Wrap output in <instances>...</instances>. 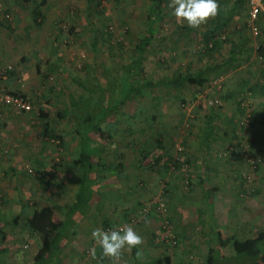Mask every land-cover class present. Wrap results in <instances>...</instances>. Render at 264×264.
<instances>
[{
	"label": "rangeland",
	"instance_id": "1",
	"mask_svg": "<svg viewBox=\"0 0 264 264\" xmlns=\"http://www.w3.org/2000/svg\"><path fill=\"white\" fill-rule=\"evenodd\" d=\"M98 1L101 2L100 5L97 4ZM48 2L49 6L45 8V23L40 30L32 27L26 30L30 35L25 36L22 31L25 22H22L10 35L0 33V71L10 67L13 73L21 67L23 77L21 82L27 83V87L33 91L38 89L39 94L46 91L45 98L49 100L48 104L40 103L39 106L33 101V96L26 95L32 103V108L25 114L33 118L29 120L32 123L30 130L25 131L23 136L26 139L27 133L32 134L27 138L30 152L27 151L26 146V151L30 155L18 161L23 167L21 174L19 168H14L4 177V181L0 182V210L3 209L6 215L2 219L4 222L9 221L8 226L4 228L8 239L2 244L4 247L7 246V252L0 255V264H26L37 247V243L26 237L24 232L23 226L27 214L20 217V223H13V219L18 216L14 214L13 209L18 204L10 196L11 184L16 185L21 193L32 195L24 199L25 210L21 207V211H27L30 202L33 201L37 207L51 205L59 213L63 212L65 206L73 202L76 190L77 175L71 166L76 158L74 150L76 137L72 134L71 126L66 119L59 120L55 117L57 110L65 109L67 106V99L71 95V81L66 73L53 69L52 72L47 71L41 76L38 75L42 86L35 87L36 82H27L25 75L30 71L34 72V67L45 70L44 57L47 54L41 55L37 52L38 49L48 51L49 54L48 48L52 44V38L56 35L67 36L66 42L61 40L62 43L58 44L61 46L58 56L55 52L49 54L52 64L66 67L80 78L89 74L90 69L93 68L99 82L104 86L107 82L103 70H114L112 75L118 76L120 71L115 67L126 59L134 43L146 30L145 22L149 8L146 0H48ZM227 2L231 4V0L218 1L220 4ZM171 4L172 0L169 3L170 8ZM13 10L5 8L0 3V20L6 18L10 22L12 20L10 14ZM21 12L20 10L19 13ZM244 19L245 17L240 19L238 17L236 21L239 20L238 22L241 23ZM180 24L184 23L172 14L164 16L161 22L162 32L152 40L150 48L144 53L141 75L152 81H159L171 77L177 71L184 72V66L189 63L201 69L215 62L205 56H198L199 49L203 45L198 33L204 30L207 23L196 28L197 35L177 32L176 29ZM232 27L231 25L227 29L228 34ZM71 29L73 34H68ZM243 34L250 40L248 48L264 43V35L261 31L258 36H254L248 29L244 30ZM92 45L96 49L95 52L92 51ZM228 49V46H223L220 57H226ZM220 57L218 60H221ZM253 59L241 65L237 69L238 72L229 68L224 69L216 79L199 88L185 86L181 90L161 84L153 89H141L136 98V112L132 116L127 114V108L131 104L117 109L115 114L119 120L121 133L115 137L116 147L108 150L104 158L108 161L122 159L126 167L124 175L122 174V178L118 180L112 177L113 174L108 175V172H103L104 185L101 190V193L105 192L102 194L105 198L103 217L95 216L93 210L90 211V216L94 215V217H91L90 222L88 220L85 225L77 228L72 245L69 244L67 250L62 252L61 260L57 264H99L100 259H89L93 255V250L100 248L93 241L91 233L97 228L111 230L104 228L103 219L109 221L113 219L111 223L116 226L115 229L130 225L133 228L138 227L146 234L152 230L151 238L160 245L155 248V252L162 249L166 253L173 254L177 264H204L212 242H209V238L205 235L201 240L198 236L199 232L194 228L200 219H204L197 200L198 195L195 196L199 192L197 181H193L190 191L184 167L172 170L159 165L148 168L145 164L146 168L143 170L138 171L135 168L140 161L138 151L143 148L152 151L156 146V139L161 140L165 153L172 158L187 157L185 153L189 154V145L197 153L195 132L201 128L204 117L212 108L211 105H214L218 115L217 138L211 152L212 167L209 173L217 189L215 223L227 236L230 231L241 228L245 224L244 219L249 215L252 217L260 213L259 218L256 216V221L264 224L262 217L264 213V95L249 93L246 90L249 85L243 88L241 93L238 84L240 79L250 81V74L254 76V80H259L260 73L255 69L256 62ZM212 77L214 76L210 78ZM51 88L53 90L48 94ZM230 91L235 93L234 98L222 102L219 109V96H224ZM237 100L242 102L241 112L237 110ZM39 107L48 113L50 127L63 137L65 144L62 150L57 151L56 142H48L42 138L44 121L37 116ZM9 109L13 112L18 111L13 107ZM14 114L20 115L17 119H24L22 115L24 112ZM152 116L155 117L153 121ZM8 130L11 136L16 132L14 126ZM11 143L17 146L18 140H11ZM185 143L188 144V148ZM245 146H251L256 160L259 161L255 169H251L244 158L242 150ZM8 152L9 149L3 152V159L12 157ZM34 154L39 155L38 160L42 162L41 169L46 167L49 169L54 162L58 163V159L60 160L62 166L57 168L54 175L59 189L38 184L36 178L41 177L42 173L39 171L40 173L36 174L39 169H36V165L32 162ZM247 176L249 180L245 179ZM167 185H171L173 190L165 195L163 190L167 189ZM255 190H259V193H255ZM159 204H164L163 212L156 210L155 207ZM143 205L144 209L141 211ZM117 212L131 215L132 222L125 220L122 225L117 226V222H114ZM165 223L166 228L177 237V245L174 247L163 240ZM261 248L264 250L263 245ZM223 253L224 255L217 258L214 264H250L251 262L244 256L235 255L231 249H226ZM78 257H88V259H78ZM52 259L53 257L44 264H55L52 263L54 262ZM130 260L132 259H127V254L123 252L117 262L126 264Z\"/></svg>",
	"mask_w": 264,
	"mask_h": 264
},
{
	"label": "trees",
	"instance_id": "2",
	"mask_svg": "<svg viewBox=\"0 0 264 264\" xmlns=\"http://www.w3.org/2000/svg\"><path fill=\"white\" fill-rule=\"evenodd\" d=\"M146 1L149 3V8L146 15L145 33L134 43L126 59L115 67L120 71L118 76L112 75L115 72L114 70L104 69L103 74L107 83L102 86L93 68L90 69L89 74L82 75V78L67 68L63 69L71 81V95L67 99L65 109L57 110L55 117L59 120L66 119L71 126L72 134L76 137L74 149L76 158L71 163L73 171L77 175L74 201L72 204L65 206L64 211L60 213L51 205L37 207L35 202H30V207L26 211L27 219L23 228L26 237L36 242L37 247L26 264H44L51 257H53L52 261H54L52 263L57 264L61 260L60 256L62 252L67 250L69 244L70 246L72 245L75 238L74 228L83 224L89 212L93 210L95 216L97 214L103 215L105 198H103L102 194L105 192L101 193L102 186L104 185V175L102 174L106 171L109 173L108 175L113 174L112 177L120 180L126 168L122 159L108 161L104 158V154L108 150L116 147L115 137L121 133L119 120L115 113L117 109L131 104L127 108V114L132 116L136 112V98L141 89H153L161 84L170 85L181 90L185 86L199 88L207 82L216 79L223 73L224 69L229 68L234 72H238L237 69L241 65L255 58L253 60L256 62L255 69H258L260 73L259 80H254V76L250 74V81L240 79L238 84H240L241 93L243 92V88L245 89L249 85L248 89H246L249 93L254 92L257 95H264V43H259L252 48H248L250 40L243 34L244 30H249L247 25L249 17L246 0H231V4L228 2L227 4H220L218 3L219 0H217L219 4L217 16L208 21L204 30L198 33L203 42L198 56L202 55L214 60L213 64L198 69L193 63H189L184 66V72L177 71L171 77L162 78L159 81H152L141 75V63L144 53L150 48L152 40L162 32V19L165 15L167 17L172 14L169 6L171 0ZM262 1L264 3V0ZM21 2L27 5V10L29 11L28 14L31 21L29 27L42 28L46 15L43 11L46 0H22ZM97 4L100 5L101 2L98 1ZM238 17L239 19L245 17V19L239 23V20L236 21ZM86 18L88 19V16ZM254 24L258 27V30L260 28L259 31L264 35V15H259ZM0 25L9 32L13 31L10 27V22L6 18L1 20ZM231 25L233 27L230 34H228L227 29ZM176 30L179 33L197 35L196 29L190 28L185 24H180ZM68 34H73L72 29ZM93 41L94 39L92 38V44ZM223 46H228L229 48L226 57H220V51ZM92 51H96L93 45ZM218 57L221 60H218ZM45 66L46 68L55 67L49 61H47ZM36 70L39 75L38 67H36ZM10 73L12 71L7 70V78ZM212 75L214 77L210 78ZM52 90L53 88L49 91ZM22 96L27 98L26 95ZM234 96L235 93L232 91L224 96H219V109H221L222 102L232 99ZM43 100V103H49L47 98ZM36 104L40 106V103L36 102ZM210 107L212 108L204 117L201 128L195 132L197 153L189 145V154L185 153L187 157L180 158L177 156V158H172L165 153L161 140L156 139V146L152 151L148 148L138 151L140 161L137 163L135 170L140 171L145 169V164L148 168L159 165L172 170L184 167L186 168V181L190 191L194 184L193 181H197L199 192L195 196L198 195L197 200L204 214V219H200L194 228L197 226L199 233L204 234L212 242V246L208 248L204 264H214L218 260L217 258L224 255L223 251L226 249H231L237 256L248 258L251 261L250 264H264V250L261 248L262 245L264 246V232L259 233L254 238L238 240L223 234L215 225V194L217 193V189L214 187L209 173L212 167L211 152L217 138L218 115L214 110V105ZM236 107L238 112L243 110L240 100H237ZM37 116L40 120L44 121L42 138L48 142H56L57 151L62 150L65 141L61 135L50 127L48 113L39 107L37 109ZM154 119L155 117L152 116L151 120L153 121ZM185 146L188 148L187 143H185ZM250 153L256 159L251 146ZM59 162L60 160L58 159V163L54 162L49 169L47 167L43 168L42 175L37 178L39 181L37 182L45 187L55 190L59 189V185L55 183L54 176L57 168L62 166ZM172 190L171 185H167V189L165 188L163 191L166 195ZM254 192L258 194L259 190H255ZM157 207L158 205L155 207L156 210ZM143 209L144 205L141 211ZM5 216L3 211L0 210V255H4L7 252V248L2 245L8 239L7 235L3 232V228L7 226V222H4L2 219ZM18 220L19 216L13 219V223H18ZM123 220H126L125 222H128V220L132 222V217L124 213ZM104 228L112 230L116 227L111 226L110 222L105 221ZM174 236L177 241L175 234ZM136 253L137 248L131 250L133 264H139L135 260ZM98 255L103 257L101 249ZM141 264H172V260L170 256L163 255L156 259H147L145 263Z\"/></svg>",
	"mask_w": 264,
	"mask_h": 264
},
{
	"label": "crops",
	"instance_id": "3",
	"mask_svg": "<svg viewBox=\"0 0 264 264\" xmlns=\"http://www.w3.org/2000/svg\"><path fill=\"white\" fill-rule=\"evenodd\" d=\"M21 1L22 0H0V3L3 4L5 6V8H11V10L17 9V8L19 9L18 11L17 10H13V12L11 11V14H10L11 17H12V20H11L12 22L10 21V27L12 28L13 31L9 32L4 27H2L0 25V33L1 34L10 35V34H12L14 32V30L18 29V27L21 25L22 22H25V26L22 27V31L25 34V36H29L30 35L29 31L28 32L26 31L27 29L28 30L32 29V27H29V24L31 22L30 18H29V14H28L29 11L27 10L28 9L27 5L24 4ZM48 6H49V2H48V0H46L45 8H47ZM45 8L43 9V11L46 13ZM20 10L22 11L21 13H19ZM0 22H1V20H0ZM44 23H45V21H44ZM40 29H38V30H40ZM66 39H67V36L66 37H64V36L58 37V35L54 36L52 38V44H51L50 48H48L49 49V54L51 55V53L55 52V55L58 56V54L60 52V47H61V46H58V44L62 43L61 40L66 42ZM43 45L44 44H42V46ZM37 52H39L41 55L47 54L44 57V65H46L47 61H49V63H51V65H52V60L49 59L48 51L41 50V48H40V49H38ZM57 61H58V58H57ZM53 65L55 66L54 68H51V67L46 68V66H45V70H43V71H42V69L39 68V70H38L39 75H42L44 72H47V71L48 72H52L53 69L57 70L59 72L62 71L64 73L63 69L66 68V67H61V66L58 67V65L56 63H54ZM20 68L21 67H19V69L15 70V72L10 73V75L7 78V80L4 81L3 90L7 91V92H13V93L22 94V95H30V96H33V101H35L37 103H43L44 102L43 99L46 97V93L47 92L44 91L42 94H39L40 92H39L38 89H35L33 91L32 89L27 87V83L21 82L23 77H22V71H20ZM25 71H27V70H25ZM25 80L27 82H29V83L36 82L35 83V87L36 86L37 87L38 86H42L40 79H38V74H37L36 67H34V72L30 71V73L28 72L27 75H25ZM23 84H24V86H23ZM48 88L49 87H47V89ZM51 92L52 91H49L48 94H50ZM38 95H40V96H38ZM9 108L10 107L5 106L4 110L2 111V113L0 115V131H1L0 132V149L2 150L0 152V168H1L0 182L4 181V177L8 174V172L13 171L14 168H19L20 174H21L23 172V170L21 168H23V167H21L20 162H18V161H19L20 158L29 157V155H30L28 153L30 151H28L29 150V146H28L27 138H29L32 134L27 133L28 136H26L27 138L25 139L24 136H23V133L25 131L27 132L28 130H30L29 128H30V125L32 123L29 120H32L33 117H30V115H28V114L26 115L24 113V114H22V115H24V119H21V120L17 119L18 117H20V115H17V114L15 115L14 113L20 114V111H14L13 112V110H11ZM28 116H29V118H28ZM11 126H14L15 127V131H16L14 133V135H12V136L9 135V133H8L10 131L8 129ZM4 136H6L10 140L8 141L7 138H5ZM23 139H25V140H23ZM11 140L12 141L13 140H18L17 146L15 144L11 143ZM9 144H12V145H9ZM26 146L28 147V149H27L28 152L26 151ZM7 149H9L8 153L11 154L12 157H10L9 159H7V158L3 159V156H2L3 152H6ZM13 149L15 151H13ZM31 153H33V152H31ZM32 159H33L32 162L36 165V169H39L36 172V174H39L40 173L39 171L43 172V169H41V167H40V164H42V162H39V160H38L39 159V155L38 154H34ZM6 161H9V162L6 163ZM25 173H26V171H25ZM20 174H19V176H20ZM22 177H23V175H22ZM9 189H10L9 192H10L11 198H13V200H16V203L18 204V206H16L13 209V211H14L15 215L19 216L18 223H20V221H21L20 217L24 216L25 214H27V212L24 211L25 210L24 203H23L24 199H26L27 196L29 197V196H32V195L31 194L27 195L26 192L24 194H23V192L21 193V191L19 190V188L16 185L12 186V184H11V187H9ZM73 201H74V198H73ZM72 203L73 202H70L69 204H72ZM21 207H22V209H24L23 211H21ZM216 213H217V211L215 212V215H216ZM263 214H262V217L264 219V215ZM96 216H100V217L102 216L103 217V215H99V214L96 215ZM256 216H258V218H259L260 213L254 215L252 217L249 215V217L244 219L245 224H243L242 227L238 228L237 230L235 229V230L230 231L229 232L230 234H228V236L234 237V238H236L238 240H244V239L254 238L259 233L264 232V227H263L264 224H261V223L259 224V222L256 221L257 220ZM91 217H94V215L90 216V212H89V214L86 217V219L83 222V224H81L78 227L80 228L83 225H85L88 220H89L88 222H90ZM263 219H262V221H263ZM103 220H104V222L106 221V222H110L111 223V220H113V219H111L110 221L108 219H103ZM123 221H124L123 220V214L120 213V212H117V218L114 219V222H117V224H118L117 226H120V225L123 224ZM8 223H9V221L7 220V226H8ZM215 225L217 226L216 223H215ZM111 226H115V225L111 223ZM4 228H3V232H4ZM77 228H74L73 231L77 232ZM196 228H197V232H199V228L197 226H196ZM134 229L143 238V244L138 247L137 253H136V256H135V260H136L137 263H139V264L145 263L147 261V259H151V258L152 259H156V258H159V257H161L163 255H168V256H170V258L172 260V264H177L176 261H175L176 258L174 257L173 254L166 253V251H163L162 249L158 250L157 252H155V248L160 247V245L156 244L153 241V239L151 238V233H152L151 231L152 230H150V231L148 230L149 232L146 231V232H148L146 234L143 230L140 231L138 229V227L137 228L134 227ZM198 234H199L198 236L201 237L200 239L203 240L202 236L204 234H202V233H198ZM89 241H91V240H89ZM209 242H210V240H209ZM99 251H100V249L97 248V250L95 251V255H92L91 257H89V259H100L99 264H119L117 261H112V260H110V259H108V258H106L104 256L101 257L100 255H98ZM123 252L127 254V259H132L131 258V251L129 252V251L125 250ZM85 258L88 259V257H78V259H85ZM178 260L181 261V259H179V258H178ZM132 261H133V259L130 260V261H127L126 264H133Z\"/></svg>",
	"mask_w": 264,
	"mask_h": 264
},
{
	"label": "clouds",
	"instance_id": "4",
	"mask_svg": "<svg viewBox=\"0 0 264 264\" xmlns=\"http://www.w3.org/2000/svg\"><path fill=\"white\" fill-rule=\"evenodd\" d=\"M172 15L188 27L196 29L218 14L217 0H172ZM91 237L99 245L102 255L119 261L123 251H131L143 244V238L130 225L122 229H94ZM95 255V250L92 252Z\"/></svg>",
	"mask_w": 264,
	"mask_h": 264
},
{
	"label": "built area",
	"instance_id": "5",
	"mask_svg": "<svg viewBox=\"0 0 264 264\" xmlns=\"http://www.w3.org/2000/svg\"><path fill=\"white\" fill-rule=\"evenodd\" d=\"M248 5V27L251 33L254 36H258L259 30L258 27L254 24L256 19L259 15H264V3L262 0H246ZM7 70H10V67H8ZM7 70H1L0 71V115L2 113V110L5 106L13 107L14 109L28 113L31 110V102L23 97L22 95H13L12 93H5L3 91V85L2 83L7 80ZM216 84V82H214ZM244 158L248 162V165L251 169H255L258 160H256L252 154L250 153V147L245 146L242 150ZM249 176L245 177V179ZM158 211H164L165 207L163 204H159L157 207ZM163 240L165 243H169L172 247H174L177 244V241L175 240L174 233H172L168 228H166V223L163 226Z\"/></svg>",
	"mask_w": 264,
	"mask_h": 264
}]
</instances>
